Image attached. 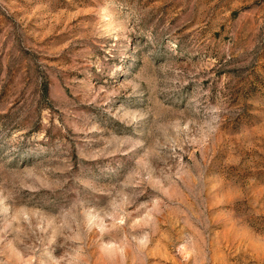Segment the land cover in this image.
<instances>
[{
  "label": "rangeland",
  "instance_id": "1",
  "mask_svg": "<svg viewBox=\"0 0 264 264\" xmlns=\"http://www.w3.org/2000/svg\"><path fill=\"white\" fill-rule=\"evenodd\" d=\"M0 264H264V0H0Z\"/></svg>",
  "mask_w": 264,
  "mask_h": 264
}]
</instances>
